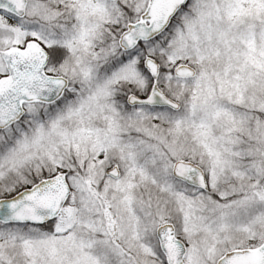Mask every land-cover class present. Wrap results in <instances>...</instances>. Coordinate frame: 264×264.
<instances>
[{
	"label": "snow or ice",
	"instance_id": "snow-or-ice-1",
	"mask_svg": "<svg viewBox=\"0 0 264 264\" xmlns=\"http://www.w3.org/2000/svg\"><path fill=\"white\" fill-rule=\"evenodd\" d=\"M0 264H264V0H0Z\"/></svg>",
	"mask_w": 264,
	"mask_h": 264
}]
</instances>
